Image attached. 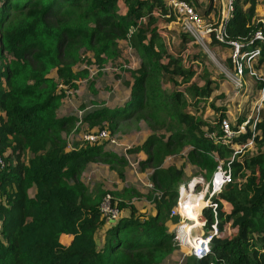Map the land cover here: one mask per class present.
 Segmentation results:
<instances>
[{"label":"trees","instance_id":"obj_1","mask_svg":"<svg viewBox=\"0 0 264 264\" xmlns=\"http://www.w3.org/2000/svg\"><path fill=\"white\" fill-rule=\"evenodd\" d=\"M185 1L204 20L212 13L213 0L203 13L197 0ZM257 5L258 0H235L225 28L240 51L260 49L254 62L258 70L264 67V41L254 32H264V15L258 20ZM174 17L165 0H0V153L8 163L0 168V264H160L177 248L168 223L178 220L170 210L184 166L164 165L166 157L188 146L184 158L209 179L218 158L225 160L233 148L222 141L224 107L212 122L189 109L188 95L193 103L209 100L214 86L210 79L202 86L190 82L196 72L193 60L186 65L180 53L190 35L181 34L177 53L169 50L157 26L160 18L171 22ZM120 41L139 57V65L128 70L132 81H124L129 96L114 107L91 109L81 119L91 125L106 121L112 132L119 119L130 116L148 123L151 132L128 150L146 154L139 163L151 170L153 188L145 197L153 212L132 202L142 195L137 188L123 186L110 191V204L128 212L109 221L100 209L107 192L99 186L90 190L81 174L88 162L100 161L123 180L127 160L103 143L69 149L63 132L77 117L57 110L65 87L88 77L87 67L76 69L83 53L90 52L86 62L100 72L118 58ZM209 43L232 49L214 38ZM226 61L231 66L229 57ZM253 79L257 92L261 82ZM179 82L188 83L187 88H176ZM245 118L238 116L232 127ZM258 129L256 151L234 157L232 180L213 198L218 235L211 238L210 252L201 258L188 254L183 264H264V111ZM250 134L246 128L232 142L242 143ZM200 219L210 227L212 208L204 207ZM185 228L196 229L192 224ZM62 235H70V241L62 242Z\"/></svg>","mask_w":264,"mask_h":264},{"label":"rangeland","instance_id":"obj_2","mask_svg":"<svg viewBox=\"0 0 264 264\" xmlns=\"http://www.w3.org/2000/svg\"><path fill=\"white\" fill-rule=\"evenodd\" d=\"M209 0H197L199 12L203 13L204 6ZM263 0H258L256 6V16L263 17L264 5ZM221 0H213L211 17H206L205 20L217 17L221 11ZM124 6L120 2L119 10L124 11ZM158 30L165 39L169 50L177 53V47L180 44L181 34L183 33L181 22L179 17L175 15L171 22H167L164 18H160L158 23ZM208 48L201 43H198L193 38L186 42L181 54L185 57V64L187 65L190 60L191 64L195 68L196 72L190 82L197 83V85H204L206 79L212 81L211 86H214L211 93L212 98L209 100L199 101L193 103L191 96H187L189 99V109L195 112L198 116L209 121H215L219 114V109L224 107L226 116L229 117V121L236 123L238 116H247L254 109L256 86L252 77H245V84L247 91H238L234 88L230 79L226 76L225 70H231L228 67L226 58L229 55L231 49H227L216 43L207 44ZM119 56L116 60L108 61L106 65L98 72L96 64H87L86 59L90 57V52L83 53L82 61L79 62L77 69L87 67L89 74L87 78H79L76 82V87H65V96L62 98L61 104L58 108L59 115L73 114L77 117V120L72 125L70 130L63 132L69 149L80 146L84 141L81 140L80 135L85 132L97 130L100 126L106 128L110 137L115 139V143L109 141H102L104 148L113 150L119 155H123L127 162L125 164L124 179H120L117 172L111 168L107 162L91 161L86 164L82 174L81 180L93 190L99 186L103 188L107 193L111 194V190H117L123 186H134L141 192L140 197L132 198V202L143 210L152 212V206L145 197V194L153 186H148L150 181V168H142L139 161L142 159V151H129L128 148L141 143L146 136L151 132V128L148 123L140 117L135 118L130 116L125 119H119L116 122V129L112 132L108 127V123L103 121L99 124L91 125L88 121L81 119L82 115L94 108L101 106L114 107L115 105L122 104L130 93V86L126 85L124 81H132V77L129 73V69L135 68L139 65V57L134 48L128 45L126 41L119 42ZM194 55H197L194 58ZM259 73H263L264 67L257 70ZM54 73V72H52ZM90 81H93L94 91L90 87ZM244 84V85H245ZM167 90H171L172 87L169 82L164 81L162 84ZM188 83H178L176 88H187ZM264 109L261 108L259 116L263 117ZM165 133V132H164ZM81 141H80V140ZM189 147H185L178 155L167 156L164 165L175 163L177 165L183 164L184 175L182 181H186L194 175L199 173L197 167L187 162L184 156L187 153ZM264 149V147H263ZM8 165V163L6 164ZM143 173V174H141ZM32 194V190H30ZM116 200V199H115ZM105 203V201H104ZM109 209V208H108ZM128 208H120V212H126ZM108 212L111 213L109 210ZM106 218L107 216L104 215ZM107 219V218H106ZM107 222V220H106ZM193 222V221H191ZM175 227L176 222H169V231L173 233V239L175 240ZM196 228V226L194 225ZM190 233V232H188ZM193 233V232H192ZM102 230L99 231L98 239H100ZM179 236L185 238V231L178 233ZM63 238L62 240H66ZM177 248L166 257L160 264H183L185 257L190 254V246L186 243H178Z\"/></svg>","mask_w":264,"mask_h":264},{"label":"built area","instance_id":"obj_3","mask_svg":"<svg viewBox=\"0 0 264 264\" xmlns=\"http://www.w3.org/2000/svg\"><path fill=\"white\" fill-rule=\"evenodd\" d=\"M234 1L221 0L219 18L212 16L211 19L204 20L191 3L185 0H165L166 5L179 17L183 32H186L195 41L205 45L207 49H209L207 43L213 38L219 43H227L232 46L228 55L231 65L228 67L231 70H225V74L237 90V93L246 86L244 82L246 76L259 79L261 82L255 97L254 109L244 120L240 121L236 127H232L229 117L224 116L220 119L222 141L225 144H229L233 148V152L225 160L218 158V165L209 179H206L202 174H198L177 185L176 203L170 210L171 215L178 216L175 227V240L178 243L188 244L190 246L189 253L198 258L210 252L211 238L213 235H218L217 202L213 198L222 190L226 183L232 180L230 162L235 156L238 157L241 154L256 151L253 137L259 133V129L256 130V127L257 122L261 120L259 116L260 109L264 106V74L259 73L254 66L256 58L260 54V49L256 47L251 51H240V43L238 41L228 40L225 23L232 15ZM258 20L262 21V17H259ZM254 37L264 41V32L256 30ZM246 128L251 131L250 136L242 143H233L232 138L245 132ZM208 134L211 137L213 136V133ZM80 138L82 141L89 143L116 142L113 137H110V133L106 128L85 132L80 135ZM5 165L4 158L0 153V168ZM147 185L153 186L151 181H148ZM110 198V194L107 193L100 205V209L102 214L106 215L109 221H112L119 217L121 212L116 206L110 204ZM207 206L212 208L215 217L214 222L208 228L205 227V220L200 219L204 207ZM109 210L111 213L108 212ZM194 220L198 221V227L193 231L185 230V238L179 236L178 233L183 232L182 226L192 223L191 221Z\"/></svg>","mask_w":264,"mask_h":264},{"label":"crops","instance_id":"obj_4","mask_svg":"<svg viewBox=\"0 0 264 264\" xmlns=\"http://www.w3.org/2000/svg\"><path fill=\"white\" fill-rule=\"evenodd\" d=\"M264 8V7H263ZM77 69V68H76ZM66 90V89H65ZM129 96V94L126 96V97H128ZM57 112H58V110H57ZM143 152V151H142ZM146 156V154L143 152V155H142V158H144ZM141 174H143V173H141ZM143 208V210H145V207H142ZM140 210H142L141 208H139ZM128 211L126 210V212H123V214H125V213H127ZM152 212H153V209H152ZM63 238H67L65 241L64 240H62ZM70 239H71V236L70 235H62L61 236V240H62V242H64V243H68L69 241H70Z\"/></svg>","mask_w":264,"mask_h":264},{"label":"bare ground","instance_id":"obj_5","mask_svg":"<svg viewBox=\"0 0 264 264\" xmlns=\"http://www.w3.org/2000/svg\"><path fill=\"white\" fill-rule=\"evenodd\" d=\"M188 224H192V226H196V228L198 227V221L197 220H194L192 223H187V224H185V225H183L182 227V229H183V231H188L185 227L188 225Z\"/></svg>","mask_w":264,"mask_h":264},{"label":"water","instance_id":"obj_6","mask_svg":"<svg viewBox=\"0 0 264 264\" xmlns=\"http://www.w3.org/2000/svg\"><path fill=\"white\" fill-rule=\"evenodd\" d=\"M113 221V220H112Z\"/></svg>","mask_w":264,"mask_h":264}]
</instances>
